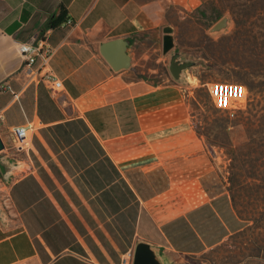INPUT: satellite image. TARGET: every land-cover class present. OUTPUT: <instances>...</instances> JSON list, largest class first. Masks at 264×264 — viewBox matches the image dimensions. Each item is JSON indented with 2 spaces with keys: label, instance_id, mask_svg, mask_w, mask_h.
<instances>
[{
  "label": "crops",
  "instance_id": "crops-1",
  "mask_svg": "<svg viewBox=\"0 0 264 264\" xmlns=\"http://www.w3.org/2000/svg\"><path fill=\"white\" fill-rule=\"evenodd\" d=\"M196 1L0 0V264H122L138 243L149 245L157 264L164 263L155 247L182 255L161 227L209 200L199 178L150 195L137 179L157 170L171 179L170 166L192 160L195 146L203 149L191 126L181 128L189 116L187 89L168 70L175 47L168 10L178 3L195 8ZM66 18L71 25H62ZM39 38L53 48L49 67L63 83L59 92L25 74L17 43ZM115 38L127 42L125 69L113 70L99 50ZM16 126L26 129L22 142L12 138ZM89 133L139 202L133 244L124 253L111 212L115 176L101 172ZM147 226L164 244L145 238Z\"/></svg>",
  "mask_w": 264,
  "mask_h": 264
},
{
  "label": "rangeland",
  "instance_id": "rangeland-1",
  "mask_svg": "<svg viewBox=\"0 0 264 264\" xmlns=\"http://www.w3.org/2000/svg\"><path fill=\"white\" fill-rule=\"evenodd\" d=\"M194 7L178 3L168 10V20L173 26L174 52L179 54L180 61L193 63V66L183 70L185 76L178 79L187 89L185 102L189 112L188 119L181 128L191 126L195 131L201 117L211 119L205 106L206 83L226 81L243 84L240 79H246L254 81L257 86L249 92L243 84L246 87V97L238 105L237 116L231 118L233 124H227L228 129L234 132L233 144L238 146L233 160L225 154V149H209L204 137H199L203 140V149L200 145L195 146L194 153L190 154L192 160L181 157L177 164L170 166L166 171L174 174L171 179L161 170L139 176L137 181L144 195L168 187L169 182L181 185L199 178L209 198V194L213 195L221 190L214 175L215 170L225 175L229 172L254 174L264 180V0H199L194 3ZM217 15H220L219 19L228 17L229 25L224 31L211 34L209 29L219 20L213 19ZM235 23L240 33L228 37ZM251 24L254 32L247 34L245 30ZM200 79L205 82L203 85ZM198 88L202 91L195 93ZM193 98L201 101L198 107L191 104ZM183 152L187 153L186 147ZM256 184L243 190L236 201L242 212L256 217L244 231L227 241L226 245L207 254L208 260L198 256L178 255L164 247H155L163 263L264 264V190L260 187L261 180H256ZM209 201L210 198L205 203ZM196 203L197 207L204 204H193ZM146 230L144 236L147 240L164 244L154 228L147 226Z\"/></svg>",
  "mask_w": 264,
  "mask_h": 264
},
{
  "label": "trees",
  "instance_id": "trees-1",
  "mask_svg": "<svg viewBox=\"0 0 264 264\" xmlns=\"http://www.w3.org/2000/svg\"><path fill=\"white\" fill-rule=\"evenodd\" d=\"M219 17L220 15L215 16L213 18L214 21H217ZM59 22H61V18L53 20L50 24L54 26ZM253 28L251 24L245 32L251 34L254 32ZM239 33L240 29L235 23V27L228 37H234ZM200 81L202 85L205 83L201 79ZM240 82L247 87L249 92L253 91L257 86L252 80L240 79ZM199 91H202V89H196L195 93ZM199 102L196 101V98H193L191 104L198 107ZM205 106L208 108L211 119L205 116L199 119V123L196 124L195 128L197 136L204 137L209 149H212V147L225 149V154L232 158L238 150V146H234L232 141V133L234 132L228 129L227 124H233V120L224 112L214 108L208 92ZM237 114L234 116H237ZM78 121L82 122L81 120ZM203 124L207 126H202ZM83 126L89 132L87 126ZM89 139L98 147L101 157V172L105 174L109 169L110 173L113 171L115 176L114 185H110L111 189L114 190L116 199L114 206H111V212L115 214L116 220L114 228L116 245L121 250V253H124L133 244L139 202L134 192L129 188L91 133H89ZM251 144H253L252 141ZM214 175L218 179L221 190L216 194H209L210 201L208 203L188 211L186 214L165 223L161 227L171 247L180 254L198 256L208 260L207 254L213 253L216 249L226 245L227 241L244 231L249 226L248 224L256 219V217L242 212L236 205V201L241 197L243 190L246 191V188L257 185L256 180H261L262 184H260V187L264 190V180L259 179L254 174L241 175L229 172L228 175H225L217 170L214 171ZM101 197L106 201V192H103Z\"/></svg>",
  "mask_w": 264,
  "mask_h": 264
},
{
  "label": "built area",
  "instance_id": "built-area-1",
  "mask_svg": "<svg viewBox=\"0 0 264 264\" xmlns=\"http://www.w3.org/2000/svg\"><path fill=\"white\" fill-rule=\"evenodd\" d=\"M72 21L66 18L63 26L71 25ZM17 51L23 61L25 74L32 82L42 84L50 92H59L63 83L50 69L49 63L53 55V48L44 39L34 42H18ZM210 101L214 108L224 112L230 118L234 117L239 103L246 97V87L237 82L211 81L205 84ZM15 142H22L26 137V129L16 126L11 131ZM133 251H129L122 258V264H131Z\"/></svg>",
  "mask_w": 264,
  "mask_h": 264
},
{
  "label": "water",
  "instance_id": "water-1",
  "mask_svg": "<svg viewBox=\"0 0 264 264\" xmlns=\"http://www.w3.org/2000/svg\"><path fill=\"white\" fill-rule=\"evenodd\" d=\"M229 25L228 17L224 16L219 19L212 27L209 29L211 34H216L224 31ZM164 36L162 39V49L163 52H168L172 49V39L169 35V27L163 29ZM127 42L121 38H115L103 42L100 45V53L111 66L113 70L125 69L130 65V56L126 52ZM193 66L192 62H182L179 60V54L173 52L170 58L168 70L173 79L178 80L179 74L183 70ZM4 147L2 140L0 138V150ZM1 168V167H0ZM2 174L5 175L1 169ZM131 264H157L153 255L151 254L149 245L147 243H138L133 250L132 262Z\"/></svg>",
  "mask_w": 264,
  "mask_h": 264
}]
</instances>
